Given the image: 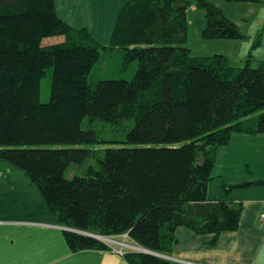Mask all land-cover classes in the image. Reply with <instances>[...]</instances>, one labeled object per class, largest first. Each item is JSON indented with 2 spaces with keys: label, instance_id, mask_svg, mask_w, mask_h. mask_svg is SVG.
<instances>
[{
  "label": "trees",
  "instance_id": "trees-1",
  "mask_svg": "<svg viewBox=\"0 0 264 264\" xmlns=\"http://www.w3.org/2000/svg\"><path fill=\"white\" fill-rule=\"evenodd\" d=\"M196 5L205 10L204 37L243 36L220 6ZM189 6L129 0L104 45L60 18L55 0H0V158L38 186L74 251L110 248L88 232H128L152 251L127 250L130 264H169L162 254L171 251L176 227L213 233L216 241L239 226L243 206L229 199L232 188L264 183L223 181L221 197L207 198L219 147L234 132L264 133V59L254 64L250 52L235 67L224 54L193 55ZM55 35L63 41L43 42ZM115 48L123 49L125 64L137 63L132 78L91 83L102 51ZM50 67L43 102L41 79ZM96 120L131 125L122 144L85 165V175L67 178L71 164L92 155Z\"/></svg>",
  "mask_w": 264,
  "mask_h": 264
},
{
  "label": "crops",
  "instance_id": "crops-1",
  "mask_svg": "<svg viewBox=\"0 0 264 264\" xmlns=\"http://www.w3.org/2000/svg\"><path fill=\"white\" fill-rule=\"evenodd\" d=\"M55 1L60 18L74 28H87L98 42L108 45L118 13L129 0ZM61 36L47 43L63 41ZM249 135L234 132L231 141L235 143L230 141V146L219 147L207 186L209 200L221 197L223 181H249L241 162L249 160L244 154L248 150L244 144L251 142ZM257 136L263 155L264 133ZM251 185L243 186L247 188L237 195L233 189L229 192V199L243 206L237 229L224 231L212 241L213 233H198L183 225L176 227L171 251L162 254L169 264H264V226L259 223L264 197H240L241 193L247 194L244 191L254 189ZM64 229L26 171L0 158V264H130L125 254L111 247L72 250ZM122 234L115 236L121 238Z\"/></svg>",
  "mask_w": 264,
  "mask_h": 264
},
{
  "label": "rangeland",
  "instance_id": "rangeland-1",
  "mask_svg": "<svg viewBox=\"0 0 264 264\" xmlns=\"http://www.w3.org/2000/svg\"><path fill=\"white\" fill-rule=\"evenodd\" d=\"M190 6L188 15L190 18V32L186 45L191 49L193 55H212L215 53L224 54L227 56L231 65L242 67L246 63V59L251 52L253 54V63L258 59H264V0L261 1H232V0H208L215 2L222 8L228 18L233 20L243 33L242 37L226 38V37H204L202 30L206 24L205 10L196 5L197 0H189ZM62 38L61 35L46 37L44 42L57 41ZM257 38H260V43L253 46ZM123 49L115 48L111 51H102L101 59L96 62L90 73V82L95 83L103 78H125L130 79L134 75L137 63L131 62L125 64L123 62ZM52 79V68H47L44 76L41 79L40 99L47 102L50 98V83ZM87 119L84 120L83 127L85 128ZM131 123L125 120L120 123L110 124L96 120L90 127H94L98 132V143L90 145L93 148L92 155L87 159L84 165L76 163L71 164L65 172L67 178L74 175H85V165L93 163L95 158L102 153V150L107 146L122 144V139L125 132L130 127ZM263 134V133H262ZM258 134H250V143L244 154L249 160H241L247 180L264 179V154L261 155L263 146L259 141ZM232 144L235 143L231 141ZM230 144V143H229ZM228 144V145H229ZM224 146V145H223ZM230 146V145H229ZM260 147V148H259ZM230 148V147H229ZM218 167V165H217ZM219 180V178H218ZM232 184V182H230ZM247 194L241 193L240 197L250 195L254 198L264 197V183H254ZM258 186V187H256ZM247 187H233L235 194L242 192Z\"/></svg>",
  "mask_w": 264,
  "mask_h": 264
},
{
  "label": "built area",
  "instance_id": "built-area-1",
  "mask_svg": "<svg viewBox=\"0 0 264 264\" xmlns=\"http://www.w3.org/2000/svg\"><path fill=\"white\" fill-rule=\"evenodd\" d=\"M259 223L261 226H264V212L260 214ZM88 234L93 235L105 241L112 249L120 252L121 254H125L127 250H135V251H143V252L149 251L147 248L134 242L130 238L128 232H124L121 238H117L116 236L96 234L92 232H88Z\"/></svg>",
  "mask_w": 264,
  "mask_h": 264
},
{
  "label": "water",
  "instance_id": "water-1",
  "mask_svg": "<svg viewBox=\"0 0 264 264\" xmlns=\"http://www.w3.org/2000/svg\"><path fill=\"white\" fill-rule=\"evenodd\" d=\"M148 252H152V251L149 250Z\"/></svg>",
  "mask_w": 264,
  "mask_h": 264
}]
</instances>
